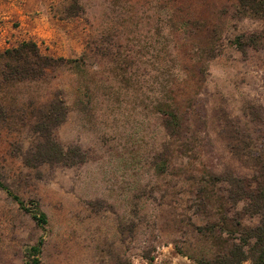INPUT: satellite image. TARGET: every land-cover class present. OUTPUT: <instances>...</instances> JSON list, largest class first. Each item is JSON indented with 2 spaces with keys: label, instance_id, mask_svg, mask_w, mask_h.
Returning <instances> with one entry per match:
<instances>
[{
  "label": "rangeland",
  "instance_id": "rangeland-1",
  "mask_svg": "<svg viewBox=\"0 0 264 264\" xmlns=\"http://www.w3.org/2000/svg\"><path fill=\"white\" fill-rule=\"evenodd\" d=\"M236 7L0 0V74L22 41L64 58L39 78L0 75V264H27L40 238L39 264H197L239 242L226 218L245 201L230 208L220 179L254 174L231 143L264 141V49L236 44L264 24ZM54 98L67 108L54 136L84 161L27 165L36 108Z\"/></svg>",
  "mask_w": 264,
  "mask_h": 264
},
{
  "label": "trees",
  "instance_id": "trees-1",
  "mask_svg": "<svg viewBox=\"0 0 264 264\" xmlns=\"http://www.w3.org/2000/svg\"><path fill=\"white\" fill-rule=\"evenodd\" d=\"M236 12L238 17H254L264 24V0H236ZM243 40H237L236 44L241 51L247 46L264 49V29L259 32H251L243 35ZM3 67L1 79L3 82L13 80L35 79L44 74L46 68L57 65L64 60L63 57H52L42 54L34 41H22L16 46L5 49L2 53ZM34 114L33 129L40 136V140L34 143L25 154L23 160L27 165L34 166L40 163H59L74 165L84 161V154L78 146L64 147L57 141L53 129L58 126L67 113V108L61 98H54L43 108H36ZM0 105V116L4 114ZM175 119L174 113H169ZM242 142V141H240ZM250 151L249 145L244 144L238 150L235 143H231V150L237 154L246 164H251L254 174L251 177L237 176L228 173L220 180L225 185L224 201L233 208L240 201H245L241 210L233 211L234 216L226 218L231 226L227 228L229 235L237 232L239 242H231L230 246L222 253L215 254L212 258H198L197 264H240L250 260L253 264H264V141L253 144ZM19 206L27 211L24 201L17 195H12ZM32 218L37 224L47 222L46 215L41 212L34 203ZM258 216L259 222L254 226L243 224L245 216ZM252 240V241H251ZM43 239L40 238L34 245L28 248L27 264H39L38 254L41 250Z\"/></svg>",
  "mask_w": 264,
  "mask_h": 264
}]
</instances>
